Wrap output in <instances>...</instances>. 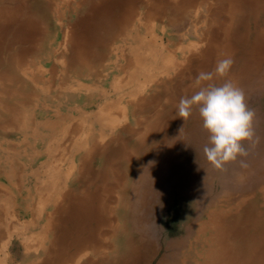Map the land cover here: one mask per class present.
<instances>
[{"label":"bare ground","instance_id":"obj_1","mask_svg":"<svg viewBox=\"0 0 264 264\" xmlns=\"http://www.w3.org/2000/svg\"><path fill=\"white\" fill-rule=\"evenodd\" d=\"M188 23H195L190 38L197 41L183 46L187 39L182 31ZM157 24L174 28L176 38L159 39ZM56 45L64 46L63 53L53 48ZM226 56L235 62L225 77L196 84L199 72L213 71ZM58 58H63L66 67L58 79L67 82L78 77L93 84L100 81L106 63L115 59L114 72L123 75V93L111 103L105 92L99 95L105 107L97 114L75 108L79 118L59 114V123L49 127L40 124L28 108L36 106L40 97L51 95L50 86H40L50 83L42 62L52 65L50 75L56 77ZM139 81L146 83L136 91ZM226 81L239 87L255 81L264 84V0H0V136L11 139L8 132L13 129L25 135L23 146H30L28 139L35 146L47 138L41 129L54 134L46 152L47 165L25 176L27 165L21 161L27 155L22 146L24 153H12L6 160L8 171H0V178L4 176L10 186L0 184V264L15 263L9 254L14 240L25 249V262L31 259L32 249L37 253L27 264H142L146 249L152 248L146 238L155 237L154 225L150 229L139 227L126 201L128 190L117 189L119 183L135 177L145 185L144 148L151 145L156 155H168L174 146L164 151V139L189 132L176 129L183 123L177 114L180 99L190 97L201 86ZM70 90L75 94L73 99L94 101L95 89L80 84ZM149 90L151 94H144ZM66 91L63 87L61 92ZM162 97L168 99L166 107L173 113L169 129L165 128L169 138L165 129L158 128L162 126L160 113L153 111L154 101ZM119 102H126L132 116L129 111L121 113ZM150 110L157 115L154 120ZM130 116L137 127L129 124ZM188 120L193 131H200V137H208L199 111ZM89 123L91 129L81 136ZM109 128L118 131L110 137L106 133ZM60 129L65 143L53 147ZM66 143L71 145L59 153ZM207 143L208 139L204 146ZM70 149L76 154L70 167H80L82 178L91 176L89 183L94 188L104 182L105 189L60 188V168ZM33 165L35 161L29 160V167ZM46 166L53 167L54 173L42 174L40 170ZM246 168L238 162L229 163L222 175L233 177ZM29 178L34 189H27ZM232 186L234 189L226 185L219 189L220 199L213 211L206 214L200 208L192 216L196 221L202 217L208 220L196 231L189 225L186 233L192 240L179 243L159 264H264V174H256L245 187ZM51 197H55L52 203ZM202 200L200 197V206Z\"/></svg>","mask_w":264,"mask_h":264},{"label":"rangeland","instance_id":"obj_2","mask_svg":"<svg viewBox=\"0 0 264 264\" xmlns=\"http://www.w3.org/2000/svg\"><path fill=\"white\" fill-rule=\"evenodd\" d=\"M194 25L195 23L194 24L188 23L183 28L182 33H184V36L187 39L183 41L182 43L183 46H189L190 44H193L197 41L195 38H190V35L194 31ZM156 26L157 27L155 30L156 32L155 34L159 39H162V37L169 39L171 35L176 38L177 31H175L174 28H170V27L164 28V26L160 24H157ZM68 27L69 26L66 27V31L69 30ZM55 28L57 31V27ZM250 33H253V32L250 31ZM251 38H253V36H251ZM60 40L62 42V39L59 38V41ZM53 48L56 50H59L61 53H63L64 51V46L60 47L56 45ZM114 62H115V59H113V61L107 62L106 63L107 68L104 69L103 75L101 76L100 81L96 84H93L90 82L91 83L90 84L89 82L79 79L78 77H73V78H69L68 80H65L67 82H63V80H61L60 78L58 79L57 77L59 75L61 77L62 75L61 71L64 68H66L63 58L57 59L56 67L60 69V71L56 72L57 74L56 77H51L50 75L52 65H46L43 61L42 62L43 69L47 71L45 78L49 79L50 83H45V84L40 83V86L46 87V88L50 86L51 95H49L47 99L40 97L39 102L35 101L36 106L30 107L32 109L28 108L29 111L35 114V116L37 115V120L40 124L46 125L47 127H49L51 124H54L56 122L59 123L61 121L56 118V116L59 114L63 116L68 115V117L74 114L73 115L74 117L79 118L81 115L79 113L77 114L75 113V110H76L75 108H79L80 110L84 108L82 111L83 112L85 111L84 113H87V114L89 113L92 114L93 112H95L93 114H97L101 107H105V101L100 99L99 95L105 92V94L109 95L108 98L106 97L107 102L111 103V102H116L117 99L120 98V94L123 93L124 91L123 75L122 73L114 72L115 70ZM103 82H106L105 87L103 86ZM145 83H146L145 81H139L137 85L135 86L136 91H141V89L145 86ZM49 84H52V86ZM80 84H82V86H84L85 88L95 89L96 92H94L95 94L94 101L91 99H89L90 101H87V100L79 101L76 98L73 99L74 97L73 95L75 94L72 93L70 89H76L78 88ZM63 87H66V90H67L64 93L61 92ZM240 88L243 89L246 94L248 106L255 111V114H256L255 121L256 122L254 121V126H255L254 129H255L256 136L259 138V142L256 144L255 142H248L249 144L245 143L247 146L244 145V147L246 148L247 152L249 151L247 156L250 155L249 157H247L248 162H249L248 166L246 170L241 171L238 175H235L233 177L229 176V174L222 175V169L218 170L214 168L210 170V168L212 167V164L206 159L205 155L203 154V147H204V144L207 142L208 137L206 135L200 137L201 136L199 134L200 131H193L192 129L193 123L190 120H187V122L184 123V125L182 123V125L176 126L177 131H179L181 128H185L189 130V132H186V133L179 132L174 138H169V131L167 130L169 129V125L172 121L173 113L171 109H167L168 107H166V103H168V99L165 97H162L161 99H157L156 101H154L155 102L154 110H153L154 114L158 112L161 115L160 123L162 124V126H159L158 128L159 130H163L166 128L167 130L165 129L164 133L169 138V139H166V138L164 139L163 150L165 151V148H167V146L169 147V145L174 146L173 150L168 155L164 152L158 156L156 155V153H154V149L152 148L151 145L146 146L141 154L142 163L144 166H146L145 168H146L147 178L145 181V185L142 184L141 186L140 180L136 179L135 177H132L129 180H127L125 183L123 181L120 182L119 183L120 187L117 188L120 190L123 188L128 190L126 201L128 200L127 201L128 206L132 209L133 212H135L136 219L139 222V227H141L142 229L144 228L150 229V227L154 225L153 227L155 229V235H154L155 237L146 238L147 242H150V245H152V248L150 250L146 249V253H144V257H143L144 260L142 264H159L164 258L166 253L170 255L173 252V250L179 247L180 244H183L187 240L191 241L192 238L190 239V237L186 233L188 226L190 225V229H193L196 231L198 229L197 226H199V224L207 222L208 220L207 218L202 217L199 219L200 221L199 220L196 221L195 219L193 220L192 216L197 215V212L200 210V208H202L206 214L208 213V211L209 212L213 211V208L215 207L214 204L218 202V200L220 199L219 189H222L224 185H226V187H228L229 189L231 188L234 189V186H232V184H235L238 187H245L249 184V181L251 180V178L256 176V174H264V84L259 85L257 84V81H255L252 83L251 86L250 85L247 86V85H244V83H242V86ZM145 93L151 94L152 90L146 91L144 92V94ZM83 94L85 96V93H81V95ZM87 96H86V99H87ZM119 103L121 104V113L125 114L126 111L127 112L129 111V106L125 104L126 102L125 103L119 102ZM151 110L150 112L152 113L150 117L153 118L154 116L153 118L154 120L157 115H154L153 111ZM197 111L198 109L194 108L192 116H194V114ZM130 115L132 116L131 112H130ZM131 116L129 117V124H131L132 126H135L134 120ZM119 117L121 119L120 121H125L123 117L121 116ZM3 121L4 119L2 118V122ZM4 125L8 126L7 123ZM90 129H91L90 123L86 124V126L84 127V131L80 133L81 136H85L84 132L89 131ZM60 130L61 132H59V135L57 136V140L53 144V147L54 146L57 147V145H59L60 143H65L63 140V136H61L63 135V130L62 129ZM117 131L118 130H112V128H109L107 129L106 133L108 134V136L111 137L112 136L111 134H113L114 136V134ZM41 132L45 134L47 138L43 142L40 141V143H38V145H35V146H34V141L32 139H28L30 146H28V144L26 146H23V142H24L23 140L25 139V135L13 129L12 130L10 129V131L8 132L10 136L12 134L11 139H6L2 135L0 136V150H2L3 152L0 155V171L2 172V174L8 171V165H7L6 160L10 157V155H13L12 153H17V151L21 153L23 150L20 147L22 146L27 155L21 161L27 165L25 176L30 175V173L33 170H39L44 165L48 164L50 160H48L49 158H47L46 152L49 146L51 145V140H53L54 134L50 132L48 129H45V130L41 129ZM51 133L53 135L52 137H51ZM28 138L30 137L28 136ZM67 143L58 149L59 153L62 152L63 148L66 149L65 147L66 145H71V143L70 144H67ZM105 143L107 144V141H105ZM9 144H13L14 146L9 147ZM67 148H70V146ZM74 152L71 149L67 150V153H66L67 155H65V158L61 165L60 169H61L62 177H60V180H59L60 188H63V189H87V188L88 189H105L104 188L105 185L103 184L104 182L101 183L99 188H94L89 183L92 178L91 176L86 175L85 177L82 178V175L80 174L81 173L80 167H77V168L70 167L73 156L76 155ZM23 153L24 152H22V154ZM29 160L35 161V167L34 165L29 167ZM95 165L96 164H94V166ZM40 171L42 172V174L47 173L48 175H50L51 173H54L55 169H53V167L51 166H48V167L46 166L45 170L41 169ZM216 174H220V175H216ZM18 176H20V172ZM213 176H214V179H213ZM228 177H231V178H228ZM4 178H5L4 176L0 178V184L6 186L7 188H10L8 182ZM78 179L80 180L78 181ZM166 179H169V180H166ZM17 180H18V177H17ZM26 184H27V189H34L35 187V183L32 184L31 178L28 179ZM200 197H203L202 206H200L201 204V201H199ZM54 198L55 197H51V199L49 200L50 203L53 202ZM196 206L197 208H195ZM154 210L156 211L154 212ZM190 220L193 222H191ZM9 254L12 258L16 260L14 264H27L28 262L31 263L32 261H34V258H35L34 256H36L35 254L37 253L34 252L32 249V251H30L31 259L25 262L24 260H22V256L26 254L25 249L22 247V245L20 244L18 240H14L10 245Z\"/></svg>","mask_w":264,"mask_h":264},{"label":"clouds","instance_id":"obj_3","mask_svg":"<svg viewBox=\"0 0 264 264\" xmlns=\"http://www.w3.org/2000/svg\"><path fill=\"white\" fill-rule=\"evenodd\" d=\"M234 62L230 56L220 59L213 71L198 73L196 84L225 77ZM194 108L198 109L202 127L208 133L203 153L212 166L220 170L229 163L238 162L242 168L247 167L244 158L248 152L244 145L258 143L259 138L254 129L256 114L248 106L244 90L231 81L219 86L207 84L199 87L190 97H182L179 101L177 114L183 125L192 116Z\"/></svg>","mask_w":264,"mask_h":264}]
</instances>
